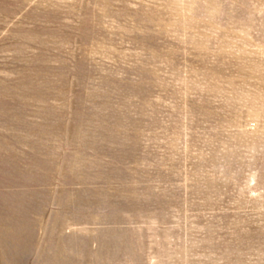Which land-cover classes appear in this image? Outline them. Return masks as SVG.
Wrapping results in <instances>:
<instances>
[{"label":"rangeland","instance_id":"1","mask_svg":"<svg viewBox=\"0 0 264 264\" xmlns=\"http://www.w3.org/2000/svg\"><path fill=\"white\" fill-rule=\"evenodd\" d=\"M0 264H264V0H0Z\"/></svg>","mask_w":264,"mask_h":264}]
</instances>
